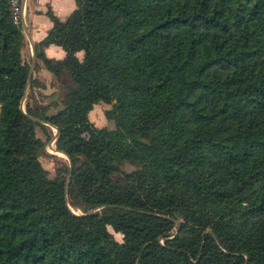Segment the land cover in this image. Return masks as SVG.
<instances>
[{
	"label": "trees",
	"instance_id": "trees-1",
	"mask_svg": "<svg viewBox=\"0 0 264 264\" xmlns=\"http://www.w3.org/2000/svg\"><path fill=\"white\" fill-rule=\"evenodd\" d=\"M47 14L36 57L74 83L51 116L21 108L24 32L0 0V264H264V0ZM99 102L113 130L89 121ZM40 122L70 161L53 179ZM125 161L138 169L113 179Z\"/></svg>",
	"mask_w": 264,
	"mask_h": 264
},
{
	"label": "rangeland",
	"instance_id": "rangeland-1",
	"mask_svg": "<svg viewBox=\"0 0 264 264\" xmlns=\"http://www.w3.org/2000/svg\"><path fill=\"white\" fill-rule=\"evenodd\" d=\"M45 48V47H44ZM44 48L38 47V53ZM34 56V59H33ZM83 52H78L77 57L82 60ZM64 57V54L62 58ZM61 58V59H62ZM56 59V58H54ZM21 62L29 69L31 73V81L25 90L21 102V108L26 111L27 108L42 109L46 115L51 116L56 114L64 107V99L68 91L74 87L73 80L68 72H62L59 75H54L48 71L41 58L36 57L30 48L29 39L24 35L23 46L21 48ZM111 107L110 104L99 102L92 106L87 117L96 127H105L113 130L115 124L108 120L105 116V111ZM35 134L42 142L44 147L40 151L39 161L46 171L49 178L53 179L57 176L58 170L62 165L70 164L65 153L58 150L55 146L57 128L48 122H40L35 126ZM138 169L136 164L128 161L123 162L119 169L112 174L113 179H120L124 173H130ZM72 208V207H71ZM75 213L81 214L80 209L72 208ZM113 238L118 242L123 241V235L115 232L111 226L107 227Z\"/></svg>",
	"mask_w": 264,
	"mask_h": 264
},
{
	"label": "crops",
	"instance_id": "crops-1",
	"mask_svg": "<svg viewBox=\"0 0 264 264\" xmlns=\"http://www.w3.org/2000/svg\"><path fill=\"white\" fill-rule=\"evenodd\" d=\"M24 20L22 29L29 39V45L35 53V44L39 43L52 27L47 11L64 21L75 8V0H23ZM49 58L61 59L64 51L60 46L49 45L44 48ZM34 59V56H33Z\"/></svg>",
	"mask_w": 264,
	"mask_h": 264
},
{
	"label": "built area",
	"instance_id": "built-area-1",
	"mask_svg": "<svg viewBox=\"0 0 264 264\" xmlns=\"http://www.w3.org/2000/svg\"><path fill=\"white\" fill-rule=\"evenodd\" d=\"M11 12V17L15 24L21 25L24 20V2L23 0H6Z\"/></svg>",
	"mask_w": 264,
	"mask_h": 264
},
{
	"label": "water",
	"instance_id": "water-1",
	"mask_svg": "<svg viewBox=\"0 0 264 264\" xmlns=\"http://www.w3.org/2000/svg\"><path fill=\"white\" fill-rule=\"evenodd\" d=\"M30 77H31V73L29 72V79H30ZM28 85H29V81H28ZM28 85H27V86H28Z\"/></svg>",
	"mask_w": 264,
	"mask_h": 264
}]
</instances>
